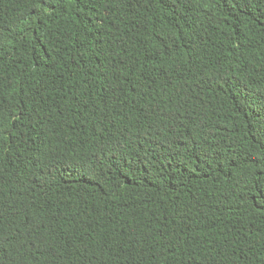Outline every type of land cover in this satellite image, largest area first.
<instances>
[{"label": "trees", "instance_id": "1", "mask_svg": "<svg viewBox=\"0 0 264 264\" xmlns=\"http://www.w3.org/2000/svg\"><path fill=\"white\" fill-rule=\"evenodd\" d=\"M0 264H264V0H0Z\"/></svg>", "mask_w": 264, "mask_h": 264}]
</instances>
